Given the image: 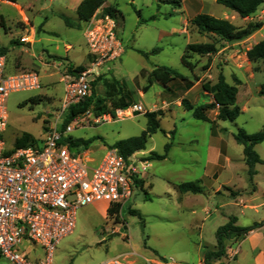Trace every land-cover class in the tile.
I'll list each match as a JSON object with an SVG mask.
<instances>
[{"label": "rangeland", "instance_id": "374dc122", "mask_svg": "<svg viewBox=\"0 0 264 264\" xmlns=\"http://www.w3.org/2000/svg\"><path fill=\"white\" fill-rule=\"evenodd\" d=\"M105 3L115 10L110 18L115 23L121 53L104 60H97L90 53L83 36L88 25H105L98 22L104 19L101 9L84 25L68 0H17L21 11L0 3L5 25L0 26V48L5 50L9 65L36 71L40 81L39 90L9 94L3 139L9 147L27 133L40 144L60 113L67 76L88 72L91 94L95 97L104 96L105 83L116 81L128 99V107L138 105L143 111L123 119L114 112L110 120L96 122L89 108L70 122L74 127L70 137L94 138L87 149L98 162L107 146L139 136L145 130L146 113L159 112L158 131L148 139L145 150L132 154L135 165L145 167L142 186H135L118 213L119 220L108 216V205L103 202L79 208L75 228L56 245L51 264H162L160 258L169 264H197L200 259L202 263L205 251L215 245L217 228L229 217H235L238 226L248 227L261 222L264 216V165L255 166L257 174L251 180L242 146L233 139L238 129L253 134L264 125V97L258 95L264 67L260 61L246 57L253 45L264 40V2L244 19L215 0ZM57 9L78 27H67L54 15ZM198 14L227 20L236 28H244L249 22H261L262 26L244 40L223 42L213 35L197 33L190 20ZM21 36H34V43L19 44ZM214 40L218 48L215 54L191 55L188 61L194 64L193 70L181 63L188 44ZM159 66L175 71L184 80L177 78L164 87L150 77ZM219 74L237 87L238 118L234 122L217 121L214 108L207 116L215 125L194 120L191 112L182 108L181 100L187 99L193 106L212 103V95L204 88L215 84ZM33 98L39 100L31 103ZM167 144L170 148L166 157L157 159L155 155L164 154ZM254 150L264 160V141ZM196 181L203 188L202 194L179 193L178 184ZM237 196L246 200L247 206ZM249 205H257V209ZM120 230L123 232L118 236L110 237ZM262 235L264 226L249 234L251 240L245 236L225 240V253L229 249V255L213 264H251V249L261 248ZM244 239L234 260L237 245ZM35 249L40 255L41 249ZM0 264L7 263L0 258Z\"/></svg>", "mask_w": 264, "mask_h": 264}, {"label": "built area", "instance_id": "2783aa9c", "mask_svg": "<svg viewBox=\"0 0 264 264\" xmlns=\"http://www.w3.org/2000/svg\"><path fill=\"white\" fill-rule=\"evenodd\" d=\"M98 22L105 25H88L83 33L90 53L97 60L119 57L121 44L114 21L104 16ZM18 43L32 45L34 37L21 36ZM87 73L75 72L65 78L60 113L40 144L8 147L3 139L8 121L6 99L11 93L39 90L40 81L36 71L6 72V56L0 54V258L7 264H51L56 245L72 234L79 208L103 202L119 213L142 179L145 167L136 166L133 155L123 158L107 148L97 162L90 150L70 147L73 123L61 126L69 107L91 95ZM142 111L135 105L116 110L115 116L123 119ZM111 117L103 114L94 120Z\"/></svg>", "mask_w": 264, "mask_h": 264}, {"label": "trees", "instance_id": "16d2710c", "mask_svg": "<svg viewBox=\"0 0 264 264\" xmlns=\"http://www.w3.org/2000/svg\"><path fill=\"white\" fill-rule=\"evenodd\" d=\"M10 3H17V0H1ZM105 0H81L76 8V15L79 22L89 21L94 14L101 8L102 16H108L113 18L115 10L113 7H103ZM219 5H222L226 9L236 13L240 18H248L254 14L258 7L264 2V0H215ZM59 18L64 24L69 27H78V24L71 21L68 17L60 15ZM190 23L195 27L199 35H213L223 42L241 41L248 38L255 31L261 28V22H249L244 28H236L229 21L224 19H218L207 14H198L190 20ZM0 26L5 27L3 19L0 17ZM217 42L214 40L208 43H190L186 46L185 51L181 57V63L189 70L194 69V64L189 62L191 55L197 56H211L217 52ZM5 50L0 48V54L4 55ZM246 57L250 61H260L264 67V40L259 41L253 45L247 52ZM18 71L14 66L9 65L6 58V72L14 73ZM151 79L159 82L164 87H167L177 78L183 79L182 76L175 71L159 66L155 67L150 73ZM151 84V80H148ZM237 82V80H235ZM105 94L103 97H95L92 94L86 98L85 101L76 105H72L66 111L61 128H64L78 115L84 113L91 108L94 116H100L103 114L114 115V112L118 109H125L129 106L127 97L121 92L116 81L108 82L104 84ZM204 91L212 95V103H203L197 106H193L187 99L181 100V106L185 111H190L192 118L201 122H209L215 125V121L209 120L207 112L214 108L217 109V121H229L234 122L239 114L240 109L236 105L237 87L236 85H230L225 81L222 74H219L215 84L206 86ZM258 95L264 97V81L260 84L258 89ZM39 98L31 99V103H36ZM146 128L139 136L130 137L123 140H118L112 145L107 146L109 149H115L119 155L123 158L131 156L137 151L145 150L148 139L155 134L159 129V112H148L145 115ZM234 141L242 146L243 161L247 167L249 178L256 174L254 170L255 166L264 163L259 155L255 152L254 146L264 141V125L263 127L253 134H248L243 129H238L233 135ZM94 138L87 140L72 139L69 137L68 141L70 147L75 150L87 149L88 146L94 141ZM38 145L36 139L30 134L24 133L20 137L16 138L13 147L25 148L29 146ZM170 144L164 146V154L155 155L157 159H164L168 153ZM140 186L141 181L137 182ZM179 193L186 194H202L203 188L199 182H182L177 185ZM232 193V196H235ZM108 216H114L115 220H119L118 211L108 209ZM264 226L263 222H254L248 227H240L236 225V218L231 216L227 222L218 227L215 232V250H206L203 255L202 264H213L221 260L225 255V240L230 238H239L248 235ZM161 259L162 264H169L166 260Z\"/></svg>", "mask_w": 264, "mask_h": 264}, {"label": "crops", "instance_id": "0c3cea01", "mask_svg": "<svg viewBox=\"0 0 264 264\" xmlns=\"http://www.w3.org/2000/svg\"><path fill=\"white\" fill-rule=\"evenodd\" d=\"M69 1V4H70V7H71V10L76 14V8H77V6H78V4L80 3V1L81 0H68ZM0 3H6V4H8V5H11V6H13V7H15L18 11H21V7L17 4V3H10V2H6V1H1L0 0ZM67 5V4H66ZM103 7H108V4L107 3H105L104 2V4H103V6H102V8ZM101 9V8H100ZM54 15L55 16H57V17H59L60 15H64V13L63 12H61V10H59V9H57L56 11H55V13H54ZM95 15V14H94ZM65 16V15H64ZM0 17L2 18V16L0 15ZM151 17H153V16H151ZM3 19V18H2ZM92 19V18H91ZM91 19L89 20V21H87V22H83V24L84 25H87L88 23H90V21H91ZM3 22H4V20H3ZM34 37V36H33ZM219 151H220V156H222V149H221V145H220V149H219ZM220 159V157L218 158V160ZM261 159V158H260ZM262 160V159H261ZM263 162H264V160H262ZM261 165H264V164H261ZM257 166V165H256ZM256 169V168H255ZM256 174H257V171H256ZM237 199L238 200H241L242 199V197H240V196H237ZM244 201V204H242L243 206H247V201L246 200H244V199H242V202ZM251 208H253L254 210H256L257 209V205H249ZM263 206H264V203H263ZM228 220V219H227ZM260 220H262V221H264V216H263V218L262 219H260ZM261 221V222H262ZM236 225H237V219H236ZM262 228V227H261ZM261 228H259V229H261ZM259 229H257V230H259ZM257 230H255V231H257ZM255 231H253V232H255ZM250 233H252V232H250ZM249 233V234H250ZM249 234L248 235H246L245 237H246V239H248V240H251L250 238H249ZM246 239H244V240H241L239 243H238V245H237V251H236V257L234 258V260H236L237 259V257H238V255H239V253H240V245H241V243L243 242V241H245ZM209 249H211V248H209ZM211 250H215V245L212 247V249ZM229 253V249H227L226 250V254H228ZM129 255V254H128ZM229 255V254H228ZM251 255H252V260H251V264H264V235H262V246H261V248L259 249V248H257V247H253L252 249H251ZM228 257H230V256H228ZM170 264H176V263H170ZM181 264V263H180ZM197 264H202L201 263V259L198 261V263Z\"/></svg>", "mask_w": 264, "mask_h": 264}, {"label": "water", "instance_id": "95a60500", "mask_svg": "<svg viewBox=\"0 0 264 264\" xmlns=\"http://www.w3.org/2000/svg\"><path fill=\"white\" fill-rule=\"evenodd\" d=\"M121 232H123V230H120L119 233H113V234H111L110 237H112V236H118ZM241 237H242V236H241Z\"/></svg>", "mask_w": 264, "mask_h": 264}]
</instances>
